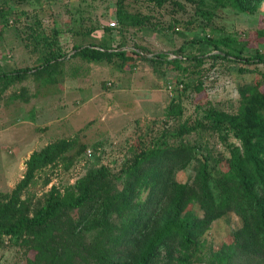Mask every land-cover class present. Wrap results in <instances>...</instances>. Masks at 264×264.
I'll list each match as a JSON object with an SVG mask.
<instances>
[{"label": "rangeland", "instance_id": "rangeland-1", "mask_svg": "<svg viewBox=\"0 0 264 264\" xmlns=\"http://www.w3.org/2000/svg\"><path fill=\"white\" fill-rule=\"evenodd\" d=\"M244 1L247 11L212 0H0V72L54 62L44 73L0 82V210L7 208L9 222L33 217L52 194L77 196V182L90 172L105 168L118 176L163 140L176 145L171 136L184 124H203L184 139L201 147L200 158L208 156L213 164L229 157L230 146L239 141L231 134L221 140L207 114L236 115L257 106L254 94H264V65L213 59L219 51L203 40L230 38L235 42L222 50L255 55L264 45V0ZM120 12L132 19L123 23ZM80 46L124 50L129 58L91 60L78 53ZM138 48L143 53L134 55ZM180 54L202 57V63L187 59L179 69L169 61ZM52 144L60 146L58 157L22 187L31 156ZM195 166L177 168L174 178L192 184ZM172 197L168 189L145 204L146 226L137 235L157 226ZM183 207L182 215L208 222L199 229L200 253L190 264H264V252L246 247L239 235L244 222L236 212L206 216L200 203ZM90 214L83 209L63 220L73 221L65 229L67 249L79 248L73 264H96L89 251L94 240L105 239L118 222L112 216L103 228L95 220L86 231L82 223ZM99 232L104 234L98 237ZM179 249L169 242L152 264H173ZM29 257L23 239L0 236V264H28Z\"/></svg>", "mask_w": 264, "mask_h": 264}, {"label": "trees", "instance_id": "trees-1", "mask_svg": "<svg viewBox=\"0 0 264 264\" xmlns=\"http://www.w3.org/2000/svg\"><path fill=\"white\" fill-rule=\"evenodd\" d=\"M212 1L247 11L244 0ZM119 14L123 23L132 19L126 12ZM107 32L110 33V30ZM203 41L219 51L213 59L248 66L264 65V45L255 55L244 57L241 51L221 49L223 44L235 42L230 38H205ZM76 50L91 60L105 57L126 61L129 58L128 52L124 50L111 52L97 46H80ZM139 53H143L142 48H138V53L134 52V55H140ZM179 56L181 57L169 61L179 69L187 59L202 63V57ZM156 57L162 60L164 56ZM53 65L54 62L49 60L35 69L0 72V82L21 79L34 71L44 73ZM254 99L257 106L244 108L236 115L215 111L207 114L210 130L221 140L227 141L228 134H231L239 141L240 146H230L229 157L213 160V164L208 156L200 158L201 147L191 146L184 139L186 135L199 131L203 124H184L171 136L176 145L163 140L118 176L105 168L90 172L77 182V196L68 194L61 199L52 194L46 205L33 217L23 215L14 222H9L7 208L0 210V236L23 239L30 250L28 264H73L79 248L74 246L67 249L66 237L70 233L65 230L67 224L73 227V221L63 220L68 213L90 209L91 214L82 223L86 231H92L95 220L103 228L110 223L112 216L118 220L106 234V240H94L89 251L96 259V264H152L158 252L169 242H175L180 248L172 263L190 264L200 253L201 246L196 239L199 229L208 222L182 213L186 209L184 204L188 206L197 202L204 208L206 216H211L216 211L236 212L244 222V230L239 235L246 239V247H256L264 252V94H254ZM252 104L251 102L250 105ZM181 113L179 108L177 114ZM59 151V144H52L41 152H35L27 163V175L21 186L26 187L37 170L54 162ZM194 163L196 166L192 184L174 178L177 168H187ZM169 181L172 183L169 184ZM121 185L124 187L121 188ZM168 189L173 197L165 216L148 235H137L146 226V223L141 224L147 210L145 204L153 202L157 194L161 191L165 193ZM145 192L148 193L147 200L143 198ZM97 215L101 217L97 218ZM100 219L102 221L98 222ZM98 234L99 237L104 232Z\"/></svg>", "mask_w": 264, "mask_h": 264}, {"label": "built area", "instance_id": "built-area-1", "mask_svg": "<svg viewBox=\"0 0 264 264\" xmlns=\"http://www.w3.org/2000/svg\"><path fill=\"white\" fill-rule=\"evenodd\" d=\"M112 25H113V27H116L117 26L116 23H113Z\"/></svg>", "mask_w": 264, "mask_h": 264}]
</instances>
